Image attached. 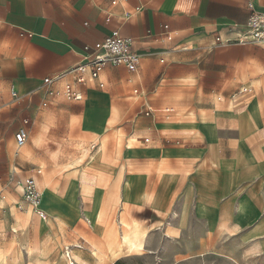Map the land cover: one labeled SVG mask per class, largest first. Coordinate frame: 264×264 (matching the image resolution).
<instances>
[{
  "label": "crops",
  "instance_id": "0c3cea01",
  "mask_svg": "<svg viewBox=\"0 0 264 264\" xmlns=\"http://www.w3.org/2000/svg\"><path fill=\"white\" fill-rule=\"evenodd\" d=\"M254 4L264 11V0ZM250 13L248 0H122L117 5L109 0H0V87L15 85L25 96L22 105L0 110V133L5 116L13 109L19 127L24 119L29 120V139L46 140L42 147L27 145L20 158L11 159V182L13 166H20L14 187L20 189L16 182L19 177L23 180L21 173L26 174L25 179L35 176V169L42 168L41 161L52 169L51 156L58 147V162L68 167L82 146L91 151L102 145L99 152L113 153V129L128 136L139 133L137 140H142V145L159 150L166 141L159 113L154 119L144 110L145 106H162L166 95L173 93L177 104L198 111L199 105L225 106V99L231 96L253 94L254 99L241 112L249 111V131L243 122L242 130L216 128L224 136L238 134L244 148L232 152L224 149L217 156L204 152L206 156L201 158L206 164L220 160L221 170H207L205 176L193 177L190 184H180L182 210L174 218H179L182 226L189 219L190 207H194L195 220L206 224L202 238H215L219 228L224 231L221 237L237 240L242 253L257 245L264 249V47L236 42L215 45L218 32L226 35L232 26L243 28ZM116 30L135 39L134 48L140 54L138 72L109 64L100 75L103 86L96 81L84 87L82 101L58 98L43 107L48 99L45 78L78 65L86 46L103 41ZM137 88L144 95L137 97ZM155 94L161 96L158 101L151 100ZM212 96H218L217 103ZM258 129L261 132H255ZM96 133L100 139L106 134L109 139L94 142ZM142 136L150 142L144 143ZM128 144L132 146V142ZM22 157L34 161L27 166ZM41 177L37 179L45 188L42 207L47 216L40 219L49 218L42 223L67 225L65 214L57 206L59 197ZM21 202L22 194L15 205ZM145 233L148 237V231ZM23 245L21 255L31 250ZM73 259L77 264H88L78 255Z\"/></svg>",
  "mask_w": 264,
  "mask_h": 264
},
{
  "label": "rangeland",
  "instance_id": "374dc122",
  "mask_svg": "<svg viewBox=\"0 0 264 264\" xmlns=\"http://www.w3.org/2000/svg\"><path fill=\"white\" fill-rule=\"evenodd\" d=\"M159 97L155 94L151 100L158 101ZM165 97L166 103L153 108L160 111L174 107L176 113L159 112L166 138L159 150L142 145V140H137L139 133L128 136L113 129L111 154L106 150L99 152L102 145L91 151L82 146L68 167L63 161L58 162V147L51 156L52 169L41 161V181L59 197L57 206L66 216L65 226L42 223L49 218L40 219L31 209L20 210L15 205L21 201V193L11 182L9 168L15 151L13 134L20 123L13 109L5 116L7 121L0 133V264H77L74 255L88 264H111L121 257V264H264L262 246L242 253L237 240L221 237L224 231L219 228L215 238H202L206 224L195 220L194 207H190L189 219L182 226L179 218H174L182 210L180 184H190L193 177L205 176L207 170H221L220 160L215 161L216 166L206 164L207 160L201 158L206 156L204 152H215L217 156L224 149L232 152L244 148L245 142L238 139V134L224 136L216 128L242 130L243 122L249 131V111L241 112L254 95H234L225 99V106L199 105L198 111L177 104L173 93ZM211 98L218 102V96ZM140 127L146 129L141 123ZM99 135L92 136L94 142L109 139L107 134L101 139ZM127 139L132 142L131 147ZM32 144L42 147L46 140L30 138L28 146ZM194 152L201 155L196 157ZM31 161L34 159L22 157L27 166ZM21 176L26 178L25 173ZM122 221L136 225L140 233L148 231L145 249L130 252L126 247L119 248L126 230ZM177 235L180 238H175ZM23 243L31 250L21 255ZM67 248L72 257L69 261Z\"/></svg>",
  "mask_w": 264,
  "mask_h": 264
},
{
  "label": "built area",
  "instance_id": "2783aa9c",
  "mask_svg": "<svg viewBox=\"0 0 264 264\" xmlns=\"http://www.w3.org/2000/svg\"><path fill=\"white\" fill-rule=\"evenodd\" d=\"M112 5L119 4L122 0H109ZM257 0H248V6L251 11L250 16L243 28L231 27L226 35L217 33L215 45L228 44L236 42L239 44L252 43L264 47V11L257 10L254 2ZM129 16H127L128 20ZM167 28V27H166ZM135 39L124 36L119 30L113 32L103 41L93 45H88L81 55V61L78 65L67 70L66 72L45 78L44 87L46 88L47 100L42 103L43 107H48L56 99L64 98L71 101H82L84 87L99 81L101 72L109 64L115 66H124L132 73H136L140 67V54L134 48ZM134 94L138 97L144 95L142 89H135ZM25 96L17 89L15 85L7 88L0 87V110L20 106L24 103ZM176 113L175 108L167 107L160 111L145 106L144 113L146 116L157 118V114ZM159 116V115H158ZM29 120L24 119L22 125L14 133V158L18 159L23 155V149L28 145ZM144 143H149L148 138L143 139ZM19 165L16 164L12 169V183L18 174ZM43 173L42 168L35 169V176L27 179L19 177L16 186L20 187L22 202L18 205L20 210L31 209L38 218L47 216L46 212L40 207V201L44 193V186L37 179ZM70 258V257H68Z\"/></svg>",
  "mask_w": 264,
  "mask_h": 264
},
{
  "label": "bare ground",
  "instance_id": "6f19581e",
  "mask_svg": "<svg viewBox=\"0 0 264 264\" xmlns=\"http://www.w3.org/2000/svg\"><path fill=\"white\" fill-rule=\"evenodd\" d=\"M42 206H43V195L40 201V207L43 209ZM122 224H124V226L126 227V230L123 233V241L120 243L119 248L123 250L124 247H126L128 251L130 252L142 251L145 248V245L148 239L147 234L145 232L140 233L136 225L132 226L131 224H128L127 222L123 223V221H122ZM66 256L67 258L70 257L68 258L69 260L72 259L71 254L66 253Z\"/></svg>",
  "mask_w": 264,
  "mask_h": 264
},
{
  "label": "trees",
  "instance_id": "16d2710c",
  "mask_svg": "<svg viewBox=\"0 0 264 264\" xmlns=\"http://www.w3.org/2000/svg\"><path fill=\"white\" fill-rule=\"evenodd\" d=\"M116 264H121L120 261H118Z\"/></svg>",
  "mask_w": 264,
  "mask_h": 264
}]
</instances>
